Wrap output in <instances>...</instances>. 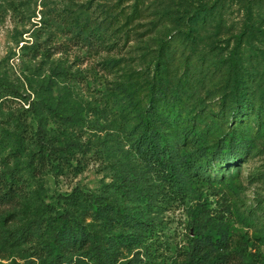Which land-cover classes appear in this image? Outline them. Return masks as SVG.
Masks as SVG:
<instances>
[{
  "label": "rangeland",
  "instance_id": "obj_1",
  "mask_svg": "<svg viewBox=\"0 0 264 264\" xmlns=\"http://www.w3.org/2000/svg\"><path fill=\"white\" fill-rule=\"evenodd\" d=\"M202 5L214 10L204 22L190 26L187 15ZM70 11L79 23L70 19ZM85 23L94 27H81ZM161 44L168 47V62L177 72L173 86L194 129L204 128L208 117L211 124L221 122L224 104L237 100L234 78L243 74L249 80L248 71L259 82L254 111L259 106L264 91V0H0V99L6 100L0 105V169L6 163L20 167L30 186L14 213L0 209V264H39L32 252L34 239L16 243L5 239L7 233L25 230L28 222L46 215L42 211L68 207L69 201L57 196L74 188L96 193L108 189L122 164L134 159L117 128L129 130L135 124L134 103L128 101L143 95V80L160 59ZM187 67L189 77L176 81ZM250 118L249 153L218 163L211 172L214 180L194 182L183 200L172 198L161 205L162 189L170 188L156 175L150 178L159 197L151 211L153 230L143 235L145 245L135 249L146 246L162 264H181L192 221L214 219L213 228L226 235V251L237 255L230 264H264V116L257 133L255 113ZM38 124L57 139L89 144L68 156L70 165L46 168L31 155L30 138ZM15 133L16 140L24 138L20 155L15 145L8 146ZM119 142L123 150H115L114 156ZM128 192L131 211L144 215L142 191ZM94 222L95 228L102 227L100 220ZM74 227L80 230V219ZM135 249H123L118 256L129 257ZM64 253L65 259L77 260L60 264H80V258L93 264L88 262L90 252L84 254L77 244Z\"/></svg>",
  "mask_w": 264,
  "mask_h": 264
},
{
  "label": "trees",
  "instance_id": "obj_2",
  "mask_svg": "<svg viewBox=\"0 0 264 264\" xmlns=\"http://www.w3.org/2000/svg\"><path fill=\"white\" fill-rule=\"evenodd\" d=\"M211 10H214V6L208 8L202 5L196 8L193 13L187 15L189 25L204 22ZM68 13L71 15L70 19H75L76 23H79L75 14H71V11ZM83 26H86L85 29L94 27L86 23L81 25ZM159 50L160 59L153 63V71L148 75L149 78L143 80L145 82L143 95H137L134 102L128 101L130 105L134 103L135 124L130 125L129 130L126 126L117 128L124 133V141L130 146L134 159L131 162L126 161L118 169L119 173L115 176L114 182L107 184L112 189L109 187L96 193L81 187L74 188L70 193L57 196L58 200L62 198L69 201L68 207L63 206V210L59 212L55 210L56 213L42 211V214L46 215L39 217L35 222H28L25 230L7 233L5 239L16 243L20 240L34 239L32 252L39 264L75 262L77 259L73 260L70 256L69 259H65L64 255V250L75 244L84 254L90 252L88 262L92 261L93 264H162L150 256L151 251L144 249L146 246H143V249H135L145 245L147 236L143 235L153 230L151 211L158 204L159 197L154 195L150 178L156 175L163 182V187L170 188L162 189L161 205L172 200H183L194 182L214 180L211 172L216 170L215 166L218 163L238 161L249 153L251 138L248 137L247 130L250 116L255 113L253 120V125H256L255 133L259 131L263 123L261 117L264 116L262 90L258 96L259 106L254 111L256 101L254 87L259 88V82H253L254 77H250L249 71L247 72L249 80L240 73L241 76L234 78L237 100L224 104L219 114L221 122L211 124L208 117L204 128L194 129L189 113L184 114L181 110L183 99L178 94L179 89L173 86L177 72L168 62V47L161 44ZM182 71L176 81L188 78L192 72L188 67ZM132 93L135 97V92ZM5 101L1 98L0 105ZM228 116L235 120L234 123H228ZM200 118L207 117L201 115ZM205 128L209 131H205ZM17 137L16 133L12 135L15 140L8 146L12 148V145H15L16 154L20 155L25 149L22 145L24 138L20 136L16 140ZM30 140L34 151L31 155L36 157L34 159L31 156L30 160L34 159L46 168L51 166L50 168L57 170H61L66 163L70 165L68 156L75 155L81 151V147L89 144L72 139L63 140L61 137L57 139L41 124H38ZM119 144L120 142L116 143L117 147L113 149L114 156L115 150H123V143ZM27 164L33 165L30 161H27ZM19 168L9 167L6 163L5 168L0 169V209H10L11 213L15 212L19 198L30 189L23 169ZM142 179L146 182L142 183ZM129 189L135 192L142 191L143 197L140 200L146 201L144 215L139 214L137 210L136 213L131 211L127 205L126 200L131 198L128 194ZM168 190L172 191L173 197L169 196ZM135 196H138V193ZM76 219H80V230L74 227ZM94 220H100L102 227L95 228ZM211 220L214 219L199 218L192 221L190 228L192 235L188 246L181 253V264H230L234 261L237 255L226 251V235L214 229L215 221ZM110 231L112 234L106 235ZM50 235L53 236V241H50ZM132 248L135 250L129 257L121 259L118 256L123 249ZM84 263V259L80 258V264Z\"/></svg>",
  "mask_w": 264,
  "mask_h": 264
}]
</instances>
